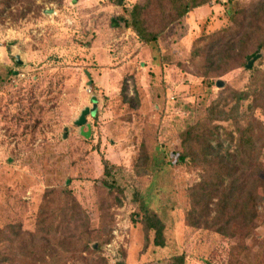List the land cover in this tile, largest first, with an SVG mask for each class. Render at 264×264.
Wrapping results in <instances>:
<instances>
[{
  "label": "rangeland",
  "instance_id": "1",
  "mask_svg": "<svg viewBox=\"0 0 264 264\" xmlns=\"http://www.w3.org/2000/svg\"><path fill=\"white\" fill-rule=\"evenodd\" d=\"M5 1L0 264H173L181 255L185 264H264V96L234 102L237 92L264 89L260 0H232L247 29L218 73L208 70V46L228 37L227 28L240 30L227 14L230 0L178 20L179 0ZM137 5L151 43L122 28ZM93 99L97 113L81 132L76 121ZM246 111L260 148L253 172L262 205L245 232L243 206L236 220L217 215L225 174L204 150L234 149ZM155 221L164 227L161 248L145 226Z\"/></svg>",
  "mask_w": 264,
  "mask_h": 264
},
{
  "label": "trees",
  "instance_id": "2",
  "mask_svg": "<svg viewBox=\"0 0 264 264\" xmlns=\"http://www.w3.org/2000/svg\"><path fill=\"white\" fill-rule=\"evenodd\" d=\"M19 0H17L18 2ZM180 2L177 4H174L178 8V17L176 20L183 18L189 11L193 8H198L201 6H204L208 4L211 1L214 0H179ZM186 1V3H184ZM6 6L9 8L12 6L13 0H6L5 1ZM119 5H122V0L115 1ZM174 1L172 0V4ZM192 5V6H191ZM229 5L231 8L234 6V12L230 11L227 13L229 17H231V20L233 24L235 25L236 29H240L237 33L232 32L230 29L233 28H227L226 32L229 35L228 37H221L216 41L211 42V45L208 46V70H213L215 73H218L220 71H224L223 64L225 63V60L228 57V51H236L242 43V38L245 35V29H247V19H246V12L245 10H240L239 4L234 3L232 0L229 1ZM259 6L263 7L264 11V0L259 1ZM191 6V7H190ZM141 7L135 6L133 10L130 12L131 19L129 21L124 20L123 24L124 26L122 28H126L128 30L133 29L135 30L139 36L147 43H151L156 40V37L147 38L144 29V22H142V19L140 17ZM254 17H259V10L258 6L254 12ZM122 23V22H121ZM117 24L116 26H122V24ZM147 39V40H146ZM237 39V40H236ZM210 40H213L211 38ZM261 50H264V46ZM253 56V55H252ZM260 55H257L255 58H260ZM251 57H247L246 59H249ZM253 58V57H252ZM227 66V65H225ZM231 67L228 65V68ZM229 70V69H228ZM227 70V71H228ZM226 71V72H227ZM262 92L258 93L257 91H250L247 90L245 92H237L234 94V102H237L238 105L247 102L251 96H254V98H258L264 96V89H261ZM264 104V103H263ZM217 109V108H215ZM248 109L253 111L252 105L248 106ZM264 110V109H263ZM220 113V111L216 112V110L213 109V116ZM223 114V113H222ZM221 114V115H222ZM233 115L238 116L239 110L234 109L232 112ZM220 115V116H221ZM224 116V115H223ZM223 121L230 120L229 117H220ZM254 124L253 122V115L247 114V111L245 112V132L242 133V136L240 137L239 142L237 143L236 147L230 151V149L225 150V156H221L223 144L217 143L215 147H212V144L209 143V148L204 150V157L205 158H212V161H218L221 166H223L224 169V178L219 182L220 184L218 187L220 188L221 192L218 196L219 199L217 203H214L215 205V211L217 215L221 216H233L232 220H236V215L238 213V209L243 206L245 208V232L248 231L247 226H249L253 220L256 218V214L253 213V208L256 207V205H262V200L260 201V197L257 195V186L260 182V178L258 177L255 172H253L256 169V166L258 164V159L260 154V148L258 143L256 142V139L254 138V130L253 127H251ZM186 159L184 156L181 158V162H185ZM109 163L106 164V170H105V176H107L109 179H113L112 172L109 171ZM106 177V178H107ZM245 177V180L243 179ZM245 183V191L244 186L242 184ZM106 187L114 188L116 186V183H110V181H105L104 184ZM224 190V192H223ZM210 206V205H209ZM209 206H207L209 210ZM203 213L201 214V217L203 218ZM237 217L241 218L240 215ZM244 221V220H243ZM146 230L148 232L155 231V246L156 247H163L165 244L164 242V227L163 225H160L158 221H155L154 224L148 225L145 223ZM209 226V225H206ZM210 227V226H209ZM219 230H224V228L221 227ZM218 231V229H217ZM90 239L86 241L85 246V252L90 250L89 242ZM97 246V245H96ZM99 248V247H98ZM92 251L95 252V250L92 248ZM173 264H185V256H176L174 258Z\"/></svg>",
  "mask_w": 264,
  "mask_h": 264
},
{
  "label": "water",
  "instance_id": "3",
  "mask_svg": "<svg viewBox=\"0 0 264 264\" xmlns=\"http://www.w3.org/2000/svg\"><path fill=\"white\" fill-rule=\"evenodd\" d=\"M256 59H258V58H255V60ZM17 60H19V59L17 58ZM17 62L20 63L19 61H17ZM252 66H253V62H251L249 64L248 69L252 68ZM219 86H221V85L219 84ZM92 101L94 102V107L92 109H90V108L84 109L81 113V116L76 121V125L81 129V132H83V128L87 125L88 115L95 116L97 113L98 109H97L96 99H93Z\"/></svg>",
  "mask_w": 264,
  "mask_h": 264
}]
</instances>
